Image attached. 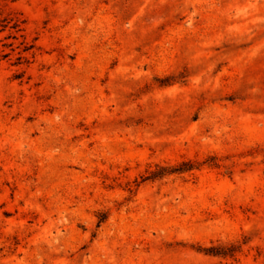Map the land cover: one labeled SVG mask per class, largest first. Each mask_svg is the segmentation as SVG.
I'll list each match as a JSON object with an SVG mask.
<instances>
[{"label":"rangeland","instance_id":"rangeland-1","mask_svg":"<svg viewBox=\"0 0 264 264\" xmlns=\"http://www.w3.org/2000/svg\"><path fill=\"white\" fill-rule=\"evenodd\" d=\"M0 264H264V0H0Z\"/></svg>","mask_w":264,"mask_h":264},{"label":"trees","instance_id":"trees-1","mask_svg":"<svg viewBox=\"0 0 264 264\" xmlns=\"http://www.w3.org/2000/svg\"><path fill=\"white\" fill-rule=\"evenodd\" d=\"M18 27V22H15L14 23V28H17Z\"/></svg>","mask_w":264,"mask_h":264}]
</instances>
